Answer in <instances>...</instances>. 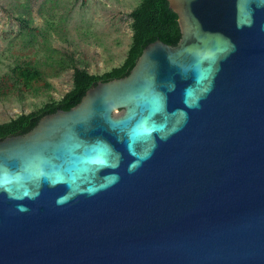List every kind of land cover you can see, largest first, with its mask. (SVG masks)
Returning a JSON list of instances; mask_svg holds the SVG:
<instances>
[{
  "label": "water",
  "instance_id": "obj_1",
  "mask_svg": "<svg viewBox=\"0 0 264 264\" xmlns=\"http://www.w3.org/2000/svg\"><path fill=\"white\" fill-rule=\"evenodd\" d=\"M177 45L0 141V264H264V0H167Z\"/></svg>",
  "mask_w": 264,
  "mask_h": 264
},
{
  "label": "rangeland",
  "instance_id": "obj_2",
  "mask_svg": "<svg viewBox=\"0 0 264 264\" xmlns=\"http://www.w3.org/2000/svg\"><path fill=\"white\" fill-rule=\"evenodd\" d=\"M139 1L0 0V123L60 100L73 87V69L54 77L45 65L40 66L45 81L31 89L17 83L12 70L42 62L48 54L44 40L82 60L90 74L102 75L120 66L132 41L130 13Z\"/></svg>",
  "mask_w": 264,
  "mask_h": 264
},
{
  "label": "trees",
  "instance_id": "obj_3",
  "mask_svg": "<svg viewBox=\"0 0 264 264\" xmlns=\"http://www.w3.org/2000/svg\"><path fill=\"white\" fill-rule=\"evenodd\" d=\"M133 22L132 41L127 55L120 66L114 67L102 75L90 74L84 67L83 61L74 55H68L47 45L42 62L36 64L26 63L17 65L12 71L16 75V81L20 86L31 89L36 82L45 81L41 65L50 66L53 70L51 76H59L66 70L73 69V87L60 100H51L42 107L29 114H21L7 122L0 123V141L9 136L20 135L34 128L39 120L45 115L57 110H70L76 106L86 92L98 82L110 81L127 76L135 66L144 48L156 40L171 45H177L181 38V30L178 22V15L169 7L167 0H140L138 5L130 13ZM32 39L36 34L31 33ZM51 88L49 83H45Z\"/></svg>",
  "mask_w": 264,
  "mask_h": 264
}]
</instances>
